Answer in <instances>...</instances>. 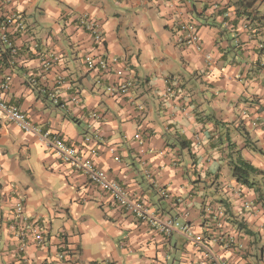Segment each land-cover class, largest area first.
<instances>
[{
    "label": "crops",
    "instance_id": "obj_1",
    "mask_svg": "<svg viewBox=\"0 0 264 264\" xmlns=\"http://www.w3.org/2000/svg\"><path fill=\"white\" fill-rule=\"evenodd\" d=\"M76 15L98 22L101 49ZM183 24L199 44L184 42ZM88 53L117 63L90 70ZM121 75L128 93L111 94ZM2 80L6 102L74 145L146 215L0 121V264H211L210 253L264 264V188L231 170L241 156L264 171V0H0ZM19 201L27 220L13 214ZM158 217L188 224L204 246L163 232Z\"/></svg>",
    "mask_w": 264,
    "mask_h": 264
},
{
    "label": "built area",
    "instance_id": "obj_2",
    "mask_svg": "<svg viewBox=\"0 0 264 264\" xmlns=\"http://www.w3.org/2000/svg\"><path fill=\"white\" fill-rule=\"evenodd\" d=\"M11 17H5L4 26L11 23ZM74 22L80 29L87 31L91 35V39L94 48L101 49L104 45V34L100 28V25L90 16L76 15L74 16ZM180 30L184 33V42L199 44V37L197 31L192 24H183ZM211 60V56H208ZM84 62L88 69L92 70L97 67L101 70H108L110 67L117 63L115 58L109 56H100L95 58L94 54L88 53L84 57ZM116 73H120L114 70ZM121 81L117 84H111L107 87L111 94H127L130 86L132 85L131 78L120 76ZM9 83L7 80L0 81V121L13 123L21 131L25 133L37 134L44 144L51 148L60 160V162L70 164L77 170H79L91 184L98 186L103 191L107 192L111 196V200L121 209L132 214L137 218H145L146 209L142 206L141 202L131 197L123 187L114 181L109 180L103 170L97 168L90 159L83 158L77 148L67 143L59 135L42 133L41 130L28 120L24 111L17 105L8 103L5 101L3 94L8 89ZM136 139L140 144V152H142V137L137 134ZM85 140H89V137H85ZM13 214L16 218L27 220L24 216V204L19 201L13 209ZM160 224V228L165 233L176 231L184 237L194 240L197 244L204 246L199 236L193 237L191 227L186 223H180L174 218L154 219ZM27 229L32 233L34 240L39 244H43L45 241L44 232L35 223H29ZM211 264H219V261L210 253Z\"/></svg>",
    "mask_w": 264,
    "mask_h": 264
},
{
    "label": "trees",
    "instance_id": "obj_3",
    "mask_svg": "<svg viewBox=\"0 0 264 264\" xmlns=\"http://www.w3.org/2000/svg\"><path fill=\"white\" fill-rule=\"evenodd\" d=\"M232 175L237 181L249 187H255L259 192L262 186L264 188V171L253 166L249 161L237 156L231 163Z\"/></svg>",
    "mask_w": 264,
    "mask_h": 264
}]
</instances>
